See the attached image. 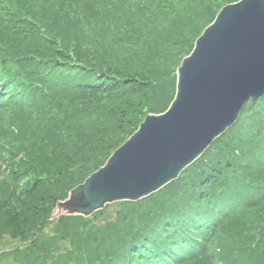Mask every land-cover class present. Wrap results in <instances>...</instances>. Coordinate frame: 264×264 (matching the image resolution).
I'll return each mask as SVG.
<instances>
[{
	"label": "trees",
	"instance_id": "trees-1",
	"mask_svg": "<svg viewBox=\"0 0 264 264\" xmlns=\"http://www.w3.org/2000/svg\"><path fill=\"white\" fill-rule=\"evenodd\" d=\"M235 1L0 0V264H264V97L157 192L51 218Z\"/></svg>",
	"mask_w": 264,
	"mask_h": 264
},
{
	"label": "water",
	"instance_id": "water-1",
	"mask_svg": "<svg viewBox=\"0 0 264 264\" xmlns=\"http://www.w3.org/2000/svg\"><path fill=\"white\" fill-rule=\"evenodd\" d=\"M169 106L137 129L59 200L51 218L90 217L107 204L138 201L176 180L264 97V0L225 4L176 70Z\"/></svg>",
	"mask_w": 264,
	"mask_h": 264
},
{
	"label": "rangeland",
	"instance_id": "rangeland-1",
	"mask_svg": "<svg viewBox=\"0 0 264 264\" xmlns=\"http://www.w3.org/2000/svg\"><path fill=\"white\" fill-rule=\"evenodd\" d=\"M229 128H231V127H229ZM229 128H228V129H229ZM107 205H108V204H107ZM107 205H106L103 209H101V210H99V211L104 210V211L106 212V215H109L110 213H112V210H113L114 207L118 208L117 202L111 203L110 206H107ZM94 213H95V212H94ZM94 213H93V214H94ZM93 214H92V215H93ZM50 226L52 227V224H50ZM50 226H49V227H50ZM62 243H63V242H62ZM63 244L66 245L65 243H63ZM63 244H61L60 246H63ZM0 245H1V243H0ZM242 246H243V245H242ZM244 250H245V249H244ZM244 250L241 251V254H242V252H245V253L247 252V251H244ZM251 255H252V254H251ZM242 261H244V259H243ZM242 261H241V262H242Z\"/></svg>",
	"mask_w": 264,
	"mask_h": 264
}]
</instances>
